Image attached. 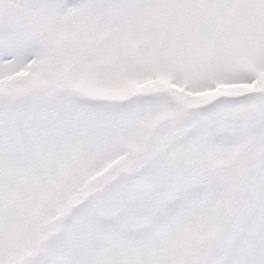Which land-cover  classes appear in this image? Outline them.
<instances>
[{
	"label": "snow or ice",
	"instance_id": "obj_1",
	"mask_svg": "<svg viewBox=\"0 0 264 264\" xmlns=\"http://www.w3.org/2000/svg\"><path fill=\"white\" fill-rule=\"evenodd\" d=\"M0 264H264V0H0Z\"/></svg>",
	"mask_w": 264,
	"mask_h": 264
}]
</instances>
